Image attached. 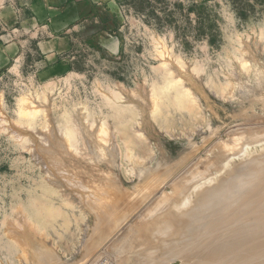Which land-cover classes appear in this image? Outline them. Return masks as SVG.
I'll return each mask as SVG.
<instances>
[{
    "label": "rangeland",
    "instance_id": "rangeland-1",
    "mask_svg": "<svg viewBox=\"0 0 264 264\" xmlns=\"http://www.w3.org/2000/svg\"><path fill=\"white\" fill-rule=\"evenodd\" d=\"M27 1L0 0V10L10 5L18 16L15 25L0 19V264L33 263L31 238L55 248L61 264H130L159 248L158 238L147 233L125 258L111 245L167 216L174 228L200 224L193 244L223 225L207 238L208 245L228 239L209 264H264V0H85L69 47L51 56L39 43L53 34ZM105 33L115 41L108 47L99 38ZM91 135L98 154L88 152ZM62 142L93 177H108L126 195L116 214L122 225L113 215L117 228L106 240L83 193L47 165L49 149ZM224 184L236 185L223 191ZM216 189L222 204L192 208ZM177 254L166 263L204 257Z\"/></svg>",
    "mask_w": 264,
    "mask_h": 264
},
{
    "label": "bare ground",
    "instance_id": "bare-ground-1",
    "mask_svg": "<svg viewBox=\"0 0 264 264\" xmlns=\"http://www.w3.org/2000/svg\"><path fill=\"white\" fill-rule=\"evenodd\" d=\"M79 125H80V122H79ZM83 131H84V128H83ZM48 132V131H47ZM46 132V133H47ZM49 134V133H48ZM55 135V134H54ZM143 135V134H142ZM48 136V135H47ZM86 136H87V138H89V134L87 133L86 134ZM92 136V135H91ZM91 136H90V139H91ZM48 138V137H47ZM51 137H49V139H50ZM92 138H93V136H92ZM89 139V144L91 143L90 141L92 140H90ZM93 139H95V138H93ZM51 141H52V139H50ZM86 140V139H85ZM50 141V142H51ZM53 141H54V139H53ZM57 141V140H56ZM98 141V140H97ZM63 142H64V140H63ZM63 142H62V144L61 145H57V143H55V145L51 148V149H49V157H48V162L47 163H49V164H47L48 165V167H49V165L52 167V168H54L55 169V175L57 174L59 177H60V179H63V182H65L66 184H67V186H69L70 187V189L72 190V191H75V192H78L79 190L83 193V195H82V193H77V194H81L83 197H85L84 198V200L85 199H87L88 200V203H86V204H89L90 205V209L93 211V213L96 215V217L98 218L97 220L99 221V222H101V220L103 221V222H101L103 225H102V227H101V229L103 230V232H102V234L105 236V237H102V238H105V240H106V238L108 239L109 237H107V236H110L111 234V232H113L114 233V231H112V230H116V228H117V226H115V221H116V219H117V221L116 222H118V224L119 223H122V222H119V219H118V217L119 216H116V214H118L119 212H117L118 210H121V208H119V206L122 204V202L124 203V200H125V194L124 193H118V188H121V187H119V185L118 184H116V183H114L115 181H112L111 179H109L108 177H107V174H104V175H106L105 177H107V178H102V176H101V174H100V176H101V178H100V176H99V178H96V177H93L91 174H90V172L89 171H87L84 167L85 166H81L80 164H82L81 162H79V161H81V159H82V162H84L85 160L83 159V158H80V159H75V160H77L80 164H78L77 162H75V160H73V158L72 157H70L68 154H69V152L67 151V148H66V146L63 144ZM95 142V143H94ZM65 143V142H64ZM66 144V143H65ZM90 145H91V147H90ZM89 145V147H88V152H90L91 154H98L99 153V150H98V148H99V146L96 144V139L94 140V141H92V143ZM58 146L59 147H61V149H59L58 148ZM91 150H90V149ZM90 150V151H89ZM45 151V150H44ZM48 152V151H47ZM46 155V154H45ZM47 158V157H46ZM97 158H99V157H97ZM87 161V160H86ZM86 163V162H85ZM88 163V162H87ZM161 163V162H160ZM84 164V163H83ZM87 165V164H86ZM159 165V164H158ZM162 165V164H161ZM78 166L80 167V168H78ZM89 166V165H88ZM82 167V168H81ZM165 167V166H164ZM87 168V167H86ZM156 168H159L158 166L156 167ZM155 168V169H156ZM160 168H162V167H160ZM172 168V167H171ZM50 169V168H49ZM152 169V168H151ZM165 169V168H164ZM168 169V168H167ZM158 170V169H157ZM168 170H170V168L168 169ZM261 170V169H260ZM151 171V170H150ZM163 171V170H162ZM165 171V170H164ZM52 172V171H51ZM145 172H146V170H145ZM153 172V171H152ZM257 172H258V170H257ZM260 172V171H259ZM154 173V172H153ZM156 173V172H155ZM264 173V172H263ZM144 174H146V173H144ZM148 174V173H147ZM167 174V173H166ZM52 175V174H51ZM54 175V177H56ZM103 175V174H102ZM103 175V176H104ZM143 175V174H142ZM162 174H160V176H161ZM247 175V174H246ZM250 175H251V173H250ZM57 176V177H58ZM109 176V175H108ZM243 176H244V174H243ZM254 176V175H253ZM57 177L55 178V179H57ZM111 177V176H110ZM146 177V176H145ZM148 177V176H147ZM224 177V176H223ZM239 177H241V176H239ZM148 178H150V177H148ZM148 178H147V181H148ZM155 178V177H154ZM245 178V177H244ZM247 178V177H246ZM259 178V177H258ZM53 179V178H52ZM109 181H108V180ZM115 179V178H114ZM159 179V178H158ZM223 179V178H222ZM254 179V178H253ZM107 180V181H106ZM144 180V179H143ZM228 180V179H227ZM106 181V182H105ZM231 181H234V180H231ZM231 181H229V182H231ZM241 181V180H240ZM55 182V181H54ZM109 182V183H108ZM119 182V181H118ZM144 182V181H143ZM257 182V181H256ZM60 183V182H59ZM247 183V182H246ZM142 184V183H141ZM144 184V183H143ZM234 184V183H233ZM237 184H239L238 182H237ZM252 184V183H251ZM250 184V185H251ZM59 185V184H58ZM118 185V186H117ZM153 185V184H152ZM236 185V184H235ZM235 185H231V184H229V185H227V184H224V185H222L223 187H221L222 189H224L223 191H225L226 189H228V188H232L233 186H235ZM141 186V185H140ZM160 186V185H159ZM68 187V188H69ZM158 187V186H157ZM240 187V186H239ZM141 188V187H140ZM149 188V187H148ZM221 188H220V190H221ZM115 189H117V192H115L114 190ZM154 189V188H153ZM232 189H234V187L232 188ZM149 190V189H148ZM250 190H251V188H250ZM152 191H154V190H152ZM201 191V190H200ZM222 191V190H221ZM220 191V192H221ZM241 191V190H240ZM262 191V190H261ZM150 192V191H149ZM217 192V189H216V191H206V192H204V194L197 200V201H200V205L199 206H194V207H192L193 209H195V210H199V211H202V210H204V211H206L208 208H211V207H216L218 204H219V202L221 203V201L219 200V195H218V193H216ZM237 192H238V190H237ZM252 192V191H251ZM73 192H71V194H72ZM261 193V192H260ZM74 194V193H73ZM133 194V193H132ZM136 194H138V193H136ZM135 194V195H136ZM220 194V193H219ZM100 195H102L101 196V198L104 196V197H106V198H108V199H103V200H105V202H106V200H107V203L106 204H103V203H105L103 200H102V202H101V199H100ZM143 195V194H142ZM216 195H218V196H216ZM243 195V194H242ZM77 196V195H76ZM140 196V195H139ZM144 196V195H143ZM147 196V195H146ZM145 197V196H144ZM150 197V196H149ZM171 197V196H170ZM79 198V197H78ZM155 198H157V197H155ZM127 199V198H126ZM162 199V198H161ZM247 199H248V197H247ZM254 199V198H253ZM259 199H261L260 197H259ZM81 200V199H80ZM157 200V199H156ZM255 200V199H254ZM83 201V200H82ZM81 201V202H82ZM132 201V200H131ZM141 201V200H140ZM147 201V200H146ZM246 201V200H245ZM81 202H79V203H81ZM135 202V201H134ZM169 202V201H168ZM244 202V201H243ZM260 202V201H259ZM258 202V203H259ZM126 203V202H125ZM146 203V202H145ZM245 203V202H244ZM222 204V203H221ZM83 205V204H82ZM136 205V204H135ZM88 206V205H87ZM121 206H123V204L121 205ZM125 206V208L127 207V205H124ZM132 206H133V204H132ZM168 206V205H167ZM261 206V205H260ZM148 207H150V206H148ZM218 207V206H217ZM220 207V206H219ZM224 207V206H223ZM123 209H125L124 207H122ZM132 207L130 206V209H131ZM254 208H255V205H254ZM256 208L257 209H255V210H258V207L256 206ZM129 209V208H128ZM127 209V210H128ZM251 209H253V208H251ZM134 210H135V208H134ZM165 210V209H164ZM163 210V211H164ZM214 210H215V208H214ZM129 211V210H128ZM152 211V210H151ZM160 211H161V209H160ZM191 211V210H190ZM244 211V210H243ZM253 211H254V209H253ZM125 213L126 211H122V213ZM139 212V211H138ZM171 212V211H170ZM187 212H189V211H187ZM186 212V213H187ZM195 212V211H194ZM225 212V211H224ZM227 212V211H226ZM246 212H248V211H246ZM245 212V213H246ZM121 213V212H120ZM131 213V212H130ZM136 213V212H135ZM142 213V212H141ZM159 213V212H158ZM186 213H183V214H186ZM198 213V212H197ZM232 213V212H231ZM249 213V212H248ZM257 213V212H256ZM171 214H173L172 212H171ZM199 215H200V213H198ZM250 214H251V212H250ZM113 215H115L114 217H117L116 219L115 218H113V219H115V221H111L112 219H111V217H113ZM125 215V214H124ZM145 215V214H144ZM207 215V214H206ZM221 215V214H220ZM222 215H223V213H222ZM221 215V216H222ZM246 215V214H245ZM244 215V216H245ZM248 215V214H247ZM246 215V216H247ZM252 215V214H251ZM250 215V216H251ZM134 216V215H133ZM160 216V215H159ZM165 216V215H164ZM174 216V215H173ZM198 216V215H197ZM230 216V215H229ZM249 216V215H248ZM256 216V215H255ZM123 217V215L121 216L120 215V217L119 218H122ZM157 217V216H156ZM169 219H167L166 217L165 218H163L162 220L164 221H160V222H158V223H154V224H150L149 226H145V225H143V228H141L139 231H133V233L131 232V233H129L130 235H128L127 234V232H126V234L128 235V236H130L128 239H126L124 236V241H125V243H120V241H122V240H120L119 242H118V240L117 241H115L114 242V244H112L111 246V248H109V249H111V251H113V253L114 252H116V254L117 253H119V254H121V258H125V257H123V255H125L126 254V252H127V250H128V253H130L129 252V250L131 251V250H134L135 251V248L137 247L136 245H137V243H142L143 242V240H146V237H156V238H158V241L159 242H161V245L159 246V248H158V246H153V249H148V250H146V252H143V251H141L140 253L141 254H137L136 256L134 255V257H130L133 261H132V263H130V264H168V263H166L167 261H173L174 260V257H175V255H176V253H183V255L182 256H178V257H176L177 259H186V257H190L192 254L194 255L195 253H197L198 254V256L200 255V256H203L204 255V257H199V258H195V260H194V262H193V264H209L210 263V260L212 259V258H219L220 256H222V253H223V251H222V246H223V244H226L227 243V241H228V239H227V241H225L224 239H218L216 242H213V243H211L210 245H208V239L211 237V236H213V235H215L216 234V228H218V227H220V226H223L222 224L220 225L219 223H220V221H221V217H219V219H220V221H219V226L217 225V227L216 226H214V227H216V228H213V227H211L209 230H208V232H207V230H206V233H205V239H207L208 237V239H207V241L203 238V240L201 241H199V242H196V243H194V244H196L195 245V247L194 248H197V250H195V252L193 251V252H186L185 250L187 249H192L193 247V242L192 241H194V239H195V235H199V234H197V232L199 233L200 232V230H197V229H200L199 228V225L198 226H196V224H194L193 226H187L188 224H185V225H177L176 224V227L174 228V227H172V225L174 224V222H173V218L174 217H171V216H167ZM243 217V216H242ZM262 217V216H261ZM127 218V217H126ZM131 218V217H130ZM177 218V217H176ZM227 218V217H226ZM233 218V217H232ZM236 218V217H235ZM241 218V217H240ZM243 218H246V217H243ZM243 218H241L240 220L242 221L243 220ZM252 218H254V217H252ZM123 219V218H122ZM138 219V218H137ZM146 219V218H145ZM185 219V218H184ZM239 219V218H238ZM121 220V219H120ZM169 220V221H168ZM174 220H176V219H174ZM179 220L180 219H177L176 220V222L178 221L179 222ZM182 220V219H181ZM195 220V219H194ZM197 220V219H196ZM206 220V219H205ZM222 220H225V219H222ZM232 220V222H233V219H231ZM263 220V219H262ZM183 221V220H182ZM199 221V220H198ZM215 221V220H214ZM241 221H238V222H236V223H239V222H241ZM261 221V220H260ZM138 223H139V221H137ZM141 222V221H140ZM143 222V221H142ZM149 222V221H148ZM173 222V223H172ZM17 223H18V221H17ZM94 223V222H93ZM124 223V222H123ZM131 223H133V221L131 222ZM187 223V222H186ZM207 223V222H206ZM212 223V222H211ZM243 223V222H242ZM20 224V223H19ZM96 224V223H95ZM117 224V225H118ZM144 224H146V223H144ZM224 224V223H223ZM239 224H241V223H239ZM258 224V223H257ZM261 224V223H260ZM23 225V224H22ZM97 225H98V223H97ZM96 225V226H97ZM99 225H101V224H99ZM120 225V224H119ZM118 225V226H119ZM122 225V224H121ZM120 225V226H121ZM138 225V224H137ZM238 225V224H237ZM19 226V225H18ZM30 226V225H29ZM127 226V225H126ZM141 226V225H140ZM145 226V227H144ZM239 226V225H238ZM237 226V227H238ZM19 227H21V226H19ZM37 227V226H36ZM94 227V226H93ZM92 227V228H93ZM98 227V226H97ZM96 227V228H97ZM115 228V229H113V228ZM227 227V226H226ZM231 227V226H230ZM233 227V226H232ZM35 228V227H34ZM182 228H184L185 230H186V235L184 234V236H183V238H179V239H176V238H174L173 237V234L177 231V233H178V231L180 232V230L182 231ZM209 228V227H208ZM213 228V229H212ZM222 228V227H221ZM220 228V229H221ZM234 228V227H233ZM239 228V227H238ZM21 229V228H20ZM94 229V228H93ZM126 229V228H125ZM139 229V228H138ZM157 231H156V230ZM207 229V228H206ZM235 229H237V228H235ZM26 230V229H25ZM31 230V229H30ZM33 230V229H32ZM31 230V231H32ZM97 231V236L96 235H94V236H96V237H98V230H99V232H100V228L98 227V229H96ZM219 230V229H218ZM226 230V229H225ZM229 230V229H228ZM14 231V230H13ZM125 231V230H124ZM129 231V230H128ZM156 231V232H155ZM184 231V230H183ZM234 231V230H233ZM232 231V232H233ZM236 232H238L237 230H235ZM135 232V233H134ZM185 232V231H184ZM220 232H222L221 230H220ZM226 232V231H225ZM230 232V231H229ZM241 232V231H240ZM28 233V232H27ZM30 233V232H29ZM112 233V234H113ZM149 234V236H147L148 234ZM166 233H168V234H166ZM43 234V233H42ZM102 234H100V237L99 238H97V241H99L98 239H101V235ZM110 234V235H109ZM121 234H122V232H121ZM125 234V235H126ZM145 234V235H144ZM237 234H239V233H237ZM21 235H23V234H21ZM26 235V234H25ZM32 235H33V233H32ZM102 235V236H103ZM116 235V234H115ZM208 235V236H207ZM219 235V234H218ZM224 235H226V234H224ZM230 235H232V234H230ZM241 235V234H240ZM245 235V234H244ZM27 236V235H26ZM34 236V235H33ZM38 236V235H37ZM89 236V235H88ZM94 236H92V238L94 239ZM164 236H167L166 238V240H163V241H161V239L164 237ZM177 236H178V234H177ZM122 237V238H123ZM127 237V236H126ZM149 237V238H150ZM179 237V236H178ZM226 237V236H225ZM34 238V237H33ZM36 238V237H35ZM89 238V237H88ZM121 238V237H120ZM38 239V238H37ZM115 239V238H114ZM200 239H201V237H200ZM28 240V239H27ZM35 240V239H34ZM116 240V239H115ZM142 240V241H141ZM171 240H176L177 242H180L178 245H176V247L174 248V247H170V248H167V247H165L166 245H168L170 242H171ZM205 240V241H204ZM243 240V239H242ZM245 240V239H244ZM30 241H32V242H30ZM29 241V243H31L32 245H34V244H36L35 246H33V252H29L31 255L29 256V257H35L34 258V260L36 259V261H35V264L37 263V264H61V263H59L58 262V258L59 257H57L56 256V254L55 253H57V252H55L54 250H56L55 248L53 249V248H49L50 247V245H47L46 243H48V242H46V243H43V244H46V245H43V244H41L39 241H37V242H39L40 244H38V243H36V242H33V239L31 238V240ZM36 241V240H35ZM43 241V240H42ZM91 241H92V239L90 240V247H91ZM94 241H96V240H94ZM127 241V242H126ZM153 241V240H152ZM152 241L150 240V242H151V244H153L152 243ZM238 241V240H237ZM44 242V241H43ZM100 242V241H99ZM102 242H103V240H102ZM102 242H100V243H102ZM105 242V241H104ZM150 242H149V244H150ZM34 243V244H33ZM84 243V242H83ZM97 243V242H96ZM233 243V242H232ZM238 243V242H237ZM242 243V242H241ZM240 243V244H241ZM31 244H29V245H31ZM89 244V243H88ZM87 244V245H88ZM99 244V243H98ZM105 244V243H104ZM148 244V245H149ZM154 244H155V241H154ZM153 244V245H154ZM243 244V243H242ZM28 245V246H29ZM31 245V246H32ZM95 245H97V244H95ZM138 245H141V244H138ZM232 245V244H231ZM94 245L92 244V247H93ZM99 246V245H98ZM97 246V247H98ZM150 246V245H149ZM152 246V245H151ZM168 246H170V244L168 245ZM92 247L91 248H88L89 250L90 249H92ZM96 247V248H97ZM124 247V248H123ZM230 247V246H229ZM241 247H242V245H241ZM94 249H95V247H93ZM101 248V247H100ZM125 248H128V249H126V252L124 251V249ZM130 248V249H129ZM148 248V247H147ZM165 248L166 249H170V251H166L165 250ZM244 248V247H243ZM246 248V247H245ZM260 248H261V246H260ZM28 249V248H27ZM121 249V250H120ZM144 249V248H143ZM171 249H175L174 250V252L172 251L171 252ZM29 250V249H28ZM30 250H32L31 249V247H30ZM89 250H87L88 251V253H90L89 252ZM121 252H120V251ZM160 250L162 251V250H165L166 252H165V254H160V255H162V256H158V254H159V252H160ZM244 250V249H243ZM86 251V252H87ZM91 251V250H90ZM93 251V250H92ZM111 251H110V253H111ZM133 251V252H134ZM138 251V250H137ZM136 251V252H137ZM159 251V252H158ZM190 251V250H189ZM240 251V250H239ZM84 252V251H83ZM82 252V253H83ZM132 252V253H133ZM156 252H158V253H156ZM163 253H164V251H162ZM199 252V253H198ZM28 253V252H27ZM34 253V254H33ZM88 253L86 254V255H88ZM101 253V252H100ZM109 255H110V253L109 252H107ZM125 253V254H124ZM161 253V252H160ZM173 255H172V254ZM204 253H206V255L204 254ZM245 253V252H244ZM34 256H33V255ZM115 253H114V255H116ZM119 254H117L118 256H119ZM177 254V255H178ZM196 254V255H197ZM201 254H203V255H201ZM237 254V253H236ZM94 255H96V254H94ZM155 255V256H154ZM111 256H113V254L111 255ZM118 256H116V257H118ZM130 256H132V255H130ZM158 256V257H157ZM195 256V255H194ZM197 256V257H198ZM262 256V255H261ZM264 256V255H263ZM263 256H262V260H263ZM24 257V256H23ZM28 257V258H29ZM31 257V258H32ZM88 257H90V256H88ZM120 257H118V259L120 258ZM224 257V256H223ZM226 257V256H225ZM61 258V257H60ZM59 258V259H60ZM114 258H115V256H114ZM113 258V259H114ZM254 258V257H253ZM257 258H258V254H257ZM256 258V259H257ZM30 259V258H29ZM117 259V258H116ZM197 259V260H196ZM223 259V258H222ZM34 260H33V263L31 262V264H34ZM62 260V259H61ZM106 260H108L107 258H104V259H102V262H103V264H106L107 263V261ZM120 261L122 260H124V259H119ZM118 260V261H119ZM176 260V259H175ZM259 260H260V257H259ZM30 261H31V259H30ZM60 261V260H59ZM63 261V260H62ZM118 261H116L115 260V264H118ZM125 261V260H124ZM185 261L186 260H183V263L185 264ZM220 261H223V260H220ZM231 261V260H230ZM248 261V260H247ZM255 261H258V259L257 260H255ZM261 261V260H260ZM94 262V261H93ZM96 262V261H95ZM94 262V263H95ZM131 262V261H130ZM190 262V261H189ZM188 262V263H189ZM211 262H212V260H211ZM224 262H226V261H224ZM240 262V261H239ZM259 262V261H258ZM69 263V262H68ZM76 263V262H75ZM123 263V262H122ZM187 263V264H188ZM223 263V262H222ZM229 263H231V262H229ZM235 263V262H234ZM257 263V262H256ZM121 264V263H120ZM124 264V263H123ZM181 264H182V262H181ZM217 264H218V262H217ZM221 264V263H220Z\"/></svg>",
    "mask_w": 264,
    "mask_h": 264
},
{
    "label": "crops",
    "instance_id": "crops-1",
    "mask_svg": "<svg viewBox=\"0 0 264 264\" xmlns=\"http://www.w3.org/2000/svg\"><path fill=\"white\" fill-rule=\"evenodd\" d=\"M29 12L33 14L37 21L48 26L53 34V38L41 41L40 48L50 55L56 52H62L69 47L71 37L70 32L85 19L83 13L85 11V0H28ZM0 19L7 23L15 25L18 16L10 5H5L0 10ZM52 36V35H51ZM101 44L108 47L107 43L114 44V39L108 34L99 36ZM13 49V55L18 53V44L10 46Z\"/></svg>",
    "mask_w": 264,
    "mask_h": 264
}]
</instances>
